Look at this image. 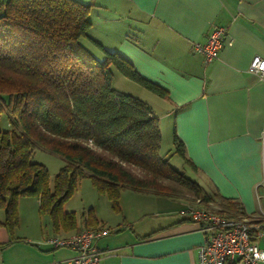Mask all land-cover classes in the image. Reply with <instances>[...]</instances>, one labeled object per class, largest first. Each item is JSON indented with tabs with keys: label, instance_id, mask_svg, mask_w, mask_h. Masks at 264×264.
Wrapping results in <instances>:
<instances>
[{
	"label": "crops",
	"instance_id": "crops-1",
	"mask_svg": "<svg viewBox=\"0 0 264 264\" xmlns=\"http://www.w3.org/2000/svg\"><path fill=\"white\" fill-rule=\"evenodd\" d=\"M79 1L91 5L87 47L93 39L118 52L167 92L152 113L159 129L169 122L171 135L182 141L197 167H190L194 179L238 201L250 221H264V75L249 70L253 56L264 58V0ZM214 27L226 29L229 42L205 63L193 45ZM101 196L103 210L91 207L87 224L75 214L76 226L68 230L54 228L48 217L49 230L9 234L0 221V264L68 258L73 249L44 241L85 228L108 230L95 239L100 264H198L203 234L187 215L190 201L125 189L113 209ZM257 242L264 249V235Z\"/></svg>",
	"mask_w": 264,
	"mask_h": 264
},
{
	"label": "trees",
	"instance_id": "trees-1",
	"mask_svg": "<svg viewBox=\"0 0 264 264\" xmlns=\"http://www.w3.org/2000/svg\"><path fill=\"white\" fill-rule=\"evenodd\" d=\"M90 9L79 0H0V114L5 109L18 124L0 131L1 225L12 234L18 199L36 196L54 228H74L75 213L66 212L64 203L83 177L113 209L121 191L130 189L193 205L213 203L247 217L238 201L207 191L171 166V156L178 154L197 168L174 131L173 153H159L158 118L148 102L113 88V69L159 97L167 92L118 52L90 39L98 56L83 44L90 38ZM36 146L64 161L53 190L45 167L31 161ZM85 215L92 216V209Z\"/></svg>",
	"mask_w": 264,
	"mask_h": 264
},
{
	"label": "built area",
	"instance_id": "built-area-1",
	"mask_svg": "<svg viewBox=\"0 0 264 264\" xmlns=\"http://www.w3.org/2000/svg\"><path fill=\"white\" fill-rule=\"evenodd\" d=\"M226 29L214 27L204 43L195 42L193 48L203 55L204 62L217 58L226 41ZM249 70L264 75V58L252 57ZM212 204H209L211 206ZM204 206L196 202L187 209V215L203 234L197 250L198 264H260L264 249L257 239L264 235V221L254 223L247 218L229 216L220 206ZM108 233L106 229L85 228L69 236H53L44 242L52 248L66 247L75 254L52 264H100L103 251L95 239Z\"/></svg>",
	"mask_w": 264,
	"mask_h": 264
},
{
	"label": "rangeland",
	"instance_id": "rangeland-1",
	"mask_svg": "<svg viewBox=\"0 0 264 264\" xmlns=\"http://www.w3.org/2000/svg\"><path fill=\"white\" fill-rule=\"evenodd\" d=\"M82 42L85 46H89L86 38H83ZM90 48L95 51V53H97V49L94 46L90 45ZM100 55L101 54L99 53L98 56ZM113 70V88L148 102L149 105L153 107L152 109L154 112H158V103L164 101L161 97L141 86L140 84L134 82L133 80L124 77L122 74L117 72V70ZM14 127L18 128V124L14 121L11 122L7 111L4 109L0 114V131H8ZM169 128V122L162 123L160 126L161 141L159 153L161 155L165 152H168V155H170L174 151L175 145L173 143ZM31 161L41 164L45 167L48 173V186L51 190H53L54 177L64 166L63 159L57 154L41 146H36L31 155ZM169 163L178 171L183 172L188 178L194 179V175L190 166L183 163L178 154H173L169 160ZM101 195L102 194L97 192L90 178H79L71 196L64 203V209L66 211H73L77 217L82 218L83 212H87V210L91 207L103 210L107 200ZM211 204L212 205L209 207L219 206L217 204ZM17 212L19 224L15 226L14 232H16V234L28 235L27 232L31 231L32 226L36 229L38 228V230H40V227L43 229L44 227H47L48 230L50 229L48 216L38 209V198L36 196H21L17 201ZM229 214H233V217L236 218H247L232 211H230ZM4 215V210L0 208L1 222L4 220Z\"/></svg>",
	"mask_w": 264,
	"mask_h": 264
}]
</instances>
